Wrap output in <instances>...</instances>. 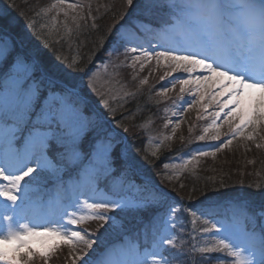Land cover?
I'll use <instances>...</instances> for the list:
<instances>
[{"label": "snow or ice", "instance_id": "1", "mask_svg": "<svg viewBox=\"0 0 264 264\" xmlns=\"http://www.w3.org/2000/svg\"><path fill=\"white\" fill-rule=\"evenodd\" d=\"M11 7L0 3V198L10 202L6 211L9 207L13 213L17 208L23 211L20 202L30 199L33 186L51 182L56 195L48 210L60 220L49 221L51 226L21 223L13 227L14 215H4L0 264L37 260L49 264L65 247L62 264H170L165 253L169 249L181 252L183 247H177L181 219L199 223L200 234L215 241L206 247L192 246L191 252H198L201 260L211 261L214 253H221L232 258L227 264H252L249 257L256 256L258 264H264V183L249 185L257 189L252 195H258L259 201L233 203L230 218L217 214L223 201L210 199L226 187L223 181L211 188L193 187L187 199L175 188L161 187L150 175L159 158L150 161L146 151L141 156L143 149L134 148L126 135L130 129L124 121L133 119L136 111L117 115L106 98L112 89L101 91L98 72L90 73L88 67L93 56L105 52V71L111 66L119 74L124 63H117L120 56L133 71L137 65L142 71L153 62L163 70L159 80L167 86L160 87L156 96L172 99L175 105L176 99L170 96L175 92L186 105H181L184 112L195 108L198 119L211 120L195 140L219 142L218 146L208 144L207 150H195L184 165L215 156L238 137L253 143L264 140V0H122V10L113 13L103 31L95 23L91 0H53L43 10L51 15V28L41 24L38 29V21L32 18L22 25ZM57 26L65 35L79 33L82 27L99 33L88 61L74 56L69 62L60 55L55 62L44 60L32 36L43 47H52L49 37ZM45 29H49L47 35ZM132 79L138 84L132 91L121 88V109L127 98L137 97L148 85L147 76ZM173 115L175 124L171 120L167 124L175 131L181 115ZM223 125H227L226 133L221 131ZM255 147L264 144L255 143ZM169 166L163 163L162 168ZM159 178L173 182L163 171ZM179 188L186 185L180 183ZM126 191L135 195H124ZM123 210L154 213L150 249L142 252L127 237L118 245L104 240ZM92 223L94 230L84 227ZM256 224L259 236L250 227ZM217 259L225 264L226 258Z\"/></svg>", "mask_w": 264, "mask_h": 264}, {"label": "rangeland", "instance_id": "2", "mask_svg": "<svg viewBox=\"0 0 264 264\" xmlns=\"http://www.w3.org/2000/svg\"><path fill=\"white\" fill-rule=\"evenodd\" d=\"M34 2L38 5L41 0H34ZM71 2H75V0H71ZM52 3L53 0H46L44 6L48 8ZM44 6H42V8ZM91 10L93 15L97 17L95 23L106 26L111 22L113 13H118L122 10V0H91ZM16 13L17 11L13 12V15ZM159 15L163 14L161 13ZM17 19H19L22 25L27 23V19L19 17ZM59 19L62 20L63 16L61 15ZM148 19L152 20L153 23L156 22L152 17ZM43 20L52 27L50 14H43L40 22ZM87 23L90 26L93 21L89 19ZM71 26L70 23V27ZM38 27L39 26H37V28ZM54 29L56 30V43L50 47L52 53L45 56V58H47L45 61L55 62L56 56L60 55L62 57H67L70 62L74 56L77 57V55H79L75 45L83 41L85 42L82 35L88 28L82 27L79 33L72 31L66 35L59 26ZM48 50L49 47L44 49L43 52ZM105 59V52H100L93 56L92 61H90V73L93 71L98 72V87L101 91L112 89L106 98L109 99L111 106L117 109V115H119L121 111H136V115L133 119L124 121L125 126L130 129L126 135L129 143H131L134 148L143 149L140 152L141 156H143L146 151L150 161L155 162V160L159 158L160 162L156 164V167L150 169V175L155 178L156 182L161 187H166L168 189L175 188L176 193L185 195L186 199L187 188L183 190L179 188V184L183 183L182 179L179 178L183 176H188L186 180L191 182V184H194L197 180H204V184L209 187L211 184L219 185L220 182L223 181L226 185L224 188L228 189V191L231 190L224 198L233 199L234 201L230 200L223 204L217 209V214H221L222 217L220 218H230L234 210L232 204L241 203L239 200V202H237V198H243L244 201L249 199L243 192L245 187L241 185V181L257 177L260 173V169H264V147H255V143L264 144V140L258 138L255 143H253L242 141L238 137L229 147L222 149L220 152L216 153L215 156L201 157L194 165L191 163L184 165L183 161L195 150H207L206 146L213 143L218 146L219 142H197L195 140L196 136L202 134L203 128L211 123V120L207 116L203 120L198 119L197 109L195 108L184 112L183 107H181L183 101L176 98L175 92L170 94L172 98L176 99L175 105L172 103V99L162 100L160 97L156 96V92L159 88L167 86V83L166 81L159 80V75L163 74V70L156 68L154 62L151 66H146L142 71L137 65L136 70L133 71V69L128 66V61H126L123 56H120L117 63L121 61L124 63L121 64L118 70L119 74H117L113 72L111 66L105 71L103 68ZM137 75L139 78L147 76L148 85L143 86L142 93L137 97L127 98L129 102L121 109L120 104L124 102L120 99V97L123 96L121 88L123 87L124 91H132L134 84H138V80L133 81L132 78ZM149 86H152L151 92L148 91ZM113 97H115V99H113ZM93 98L99 99V97L95 95ZM158 100L160 103H156ZM165 109H167V111H165ZM175 112L180 113L181 119L179 125L175 127V131H173V126H169L167 121L171 120L173 121V125L175 124L176 116L173 115ZM190 128L191 131H189ZM221 131L226 133L228 131L227 125H223ZM166 136L171 138L165 140L164 137ZM141 140L144 141L143 144L139 143ZM160 141H163V144L157 149L155 145ZM153 151L157 153V157L155 158L151 156V152ZM171 157H176V159H170ZM249 161H251V163ZM163 163H169V168L166 170L163 169ZM161 171L173 177L172 184H167L159 178V173ZM262 180H264V175L262 178H257L255 182L260 183ZM48 185L49 187L46 188L45 186ZM235 188L236 191H233ZM247 188H250L248 184ZM33 189L30 199L26 203L24 201L20 202L22 205H25L23 211L17 208L15 213H13L11 207L6 211L5 205H9L10 202L0 198V233L6 231V222L2 219L4 215H14L13 227H18V224L21 223H27L30 226H51V224H48L49 221L59 222V215L55 213L50 215L51 212L48 209H46L45 212H49V214H45V216L49 218H42V198L47 201L49 198H51V201L55 200V196L53 197L52 194L53 192L55 193L52 183L41 182L34 185ZM124 195L132 196L135 195V192L126 191ZM192 206L196 207L197 205L193 204ZM153 215L154 213L150 210L121 211L120 214L114 218L113 228L110 229L108 233H105L104 240L110 245H118L120 240L127 237L136 244L138 240H140L145 245H149L154 231L151 223ZM180 223L183 225V228L177 229L180 233L177 247L179 248L181 244L183 247L181 252H177L176 249H169L165 253L170 264H190L191 257L189 256L188 247L191 244L199 248L210 246V244L215 243L211 237H204L200 234L199 223L193 225L190 219L187 222L181 219ZM250 226L259 228L258 224ZM84 227L94 230L96 225L92 223L91 225L86 224ZM192 229H195V231L193 232ZM257 235L259 236L258 230ZM193 237L195 238L193 239ZM49 243H52V241H49ZM145 250L146 248L142 251ZM66 252L67 248H62L57 256H54L49 261V264H62L63 256ZM217 257L226 258L225 264L232 259L231 257H226V254L214 253L211 261L201 260L200 254L198 252L195 253L196 264H219ZM249 259L252 261V264H258L260 257H249ZM34 264H43V262L37 260Z\"/></svg>", "mask_w": 264, "mask_h": 264}, {"label": "trees", "instance_id": "3", "mask_svg": "<svg viewBox=\"0 0 264 264\" xmlns=\"http://www.w3.org/2000/svg\"><path fill=\"white\" fill-rule=\"evenodd\" d=\"M46 0H41V2L37 5L35 4L34 0H0V3H2L5 6H9L11 5L12 7L10 8L11 11L15 12L17 11V13L15 14L17 16V18H33L34 20H37V26L38 29L40 28L41 24H47L44 20L42 22V15L44 14V12L42 10L46 9L47 6H44ZM48 1V0H47ZM40 6V7H39ZM42 6H44L42 8ZM37 12H41L40 16H36ZM23 15H20V14ZM101 26V30L103 31L104 27H106L105 25H100ZM49 28H51V26H49ZM49 29H45V35L48 34ZM52 35L49 37L51 40V44L55 45L56 41V30L52 29ZM99 35V33L95 32V31H90V29H86L85 32H83L82 38L85 40V42H81L80 44H76L75 48L78 52L79 55H77V58H83V61H88V57L89 55L92 54V50L94 48V41H96L97 36ZM32 40L34 41V43L37 46L41 47V51L43 52L44 49H46L45 47L42 46V41L37 38L36 36H32ZM50 53H52V49L49 47L48 51L43 52V58L44 60H46L47 58H45V56H47L48 54L50 55ZM92 61V60H91ZM80 67H83V62L81 63ZM88 67L90 68V62L88 63ZM261 167V166H260ZM264 175V169H260V173L257 177L253 178V179H247V180H242L243 184L241 183L242 186L245 187V189L243 190L244 194L246 195V197H248V200H255V201H259L260 197L258 195H252L253 193L257 192V189L250 187L249 189L247 188V184L248 186L252 183H256L255 181L257 180V178H262ZM186 178H188V176H183L179 179H182L184 185H186L187 188V192H190L193 187L196 188H200L203 189L205 187L204 184V180H197L194 184H191V182H189L188 180H186ZM246 182V183H245ZM190 183V184H188ZM260 183H264V180L260 181ZM172 184V183H171ZM218 185H213L211 184V187H215ZM233 191H236V188L233 189ZM230 191H228V189L222 188L220 190L219 193H212L210 195V199L212 200H216V201H220L222 198L225 197V195H228V193H230ZM248 193V194H247Z\"/></svg>", "mask_w": 264, "mask_h": 264}]
</instances>
